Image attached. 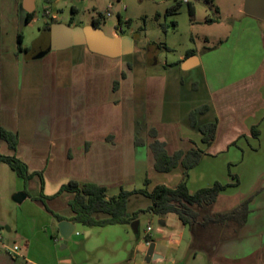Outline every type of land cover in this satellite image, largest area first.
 Here are the masks:
<instances>
[{
    "label": "crops",
    "instance_id": "0c3cea01",
    "mask_svg": "<svg viewBox=\"0 0 264 264\" xmlns=\"http://www.w3.org/2000/svg\"><path fill=\"white\" fill-rule=\"evenodd\" d=\"M36 1L0 0V131L17 135L15 150L0 136V155H15L32 174L24 180L0 162V264H83L66 256L73 245L64 242L59 221L40 196L53 213L73 222L68 206L72 195L65 191L56 195L69 181L104 186L105 198L118 195L122 188L151 191L159 183L175 187L182 168L157 171L154 141L163 142L168 154L202 151L188 171L191 193L216 181L227 184L207 213L229 212L249 198L243 224L227 220L203 229L194 226L202 232L208 262L264 264V31L258 25L264 20L247 15L251 18L235 23L214 49L179 55L178 65L184 71L200 69L207 93V100L188 110L183 119L166 101L171 91L165 75L136 77L121 56L96 54L85 45L75 46L79 49L74 57L63 52L73 46L31 55L22 25H32L36 19ZM51 9L44 37L51 19L66 23L57 8ZM76 11L73 6L72 12ZM29 14L33 16L26 23ZM116 34L114 30L112 35ZM198 113H210V119L202 120ZM212 121L214 139L205 144L198 125ZM34 173L41 174L42 182ZM25 186L34 192L27 194ZM19 191L26 196L12 208L8 196ZM134 195L142 194L130 195L127 207ZM73 223L76 232L78 223ZM155 235L157 239L147 236L135 250L144 257L148 241L158 256L150 262L132 255L130 264L165 261V247L179 237L172 234L167 242L161 230ZM58 238L63 241L60 248L55 244ZM15 243L21 250L9 255Z\"/></svg>",
    "mask_w": 264,
    "mask_h": 264
},
{
    "label": "rangeland",
    "instance_id": "374dc122",
    "mask_svg": "<svg viewBox=\"0 0 264 264\" xmlns=\"http://www.w3.org/2000/svg\"><path fill=\"white\" fill-rule=\"evenodd\" d=\"M187 1L194 8L193 17L185 0H37L36 19L32 25H22V31L30 54L37 55L41 52L42 43L39 40L47 27L45 19L51 17L50 14L45 15L46 8H57L62 17L60 20L80 26L98 18L100 28L108 36L113 34V22L117 23L120 19L119 30L133 38L132 52L121 58L127 59L136 77L165 75L171 91L166 101L175 107L177 116L185 119L188 110L207 100V93L200 69L184 71L178 65L179 55L188 50L214 49L232 32L235 23L238 25L240 21L251 18L242 11L245 0ZM73 6L77 9L74 13ZM210 18L215 22L207 21ZM258 22L264 31V22ZM78 49L73 46L63 52L72 53L74 57ZM125 69L128 68L125 66ZM199 116L202 120L210 119V113ZM25 189L29 195L34 192L26 186ZM8 199L10 202L9 196ZM9 204L12 208L18 206L14 202ZM150 204L151 200L142 195H134L128 204L127 215L139 208L143 210L136 215L139 234L133 232L130 224L105 227L78 224L76 232L66 240L73 245L65 252L66 256L81 260L83 264H130L132 255L137 260L144 258L135 247L148 240L147 236L157 239L155 234L161 230L167 242L172 241V234L179 237L177 243L172 241L165 247L166 259L162 264H210L201 243L202 232L181 224L175 214L161 216L144 211ZM206 211L202 209L200 212L203 214ZM160 220L165 221V225H161ZM148 226L152 231H147ZM55 244L60 248L63 241L58 238Z\"/></svg>",
    "mask_w": 264,
    "mask_h": 264
},
{
    "label": "trees",
    "instance_id": "16d2710c",
    "mask_svg": "<svg viewBox=\"0 0 264 264\" xmlns=\"http://www.w3.org/2000/svg\"><path fill=\"white\" fill-rule=\"evenodd\" d=\"M188 12L191 17L194 15V8L189 2ZM32 14H29L26 19V23L32 19ZM114 25V30L118 35H127L126 32L119 30L118 26L120 23ZM207 21L215 22V19L210 18ZM58 22L55 19H51L49 24ZM93 23L100 27L99 23L93 21ZM23 34L19 33L18 43H21ZM205 109V107L203 108ZM196 114V111L192 113V116ZM215 121L208 122L206 124L198 125V129L203 134V143L209 144L214 139L215 135ZM0 136L8 142L9 147L12 150L16 149L17 135L16 133L9 132L8 130L1 129ZM151 149L155 154L154 167L157 171L169 172L173 168L180 166L182 168V177L175 187H169L162 183L154 186L151 191L146 188H139L133 190H120L118 195L105 198L106 189L104 186L97 185L94 183H79L76 181H69L66 185L64 184L56 195L63 191L68 192L72 195L68 202L69 209L71 211L70 220L82 224L86 227L95 226H110L115 224H130L136 219V215L143 211L139 209L133 212L131 215H127V199L130 195L140 193L142 196L149 198L151 204L144 210L151 212L156 215H168L175 214L180 220L181 224L189 225L194 228L198 225L199 228H206L211 224H222L227 220H230L238 225H241L245 221L248 213V201L249 198L244 200L240 206H237L233 210L226 213H203L202 209H207L218 196L219 192L223 190L227 184H220V182H214L211 186L205 188H199L193 193L188 190L187 177L188 171L192 168L199 158L202 156L200 149H190L188 151L177 150L173 154H168L164 148L163 142L154 141L151 144ZM0 162H5L8 166L14 170L17 177L29 180L32 174H29L28 168L25 162L21 161L15 155H0ZM41 179L40 173H34ZM42 182V179H41ZM149 180L146 178L144 181L147 186ZM44 196L41 195L40 199L44 203L45 209L50 212L57 221L62 220L64 217L53 213L46 203L44 202Z\"/></svg>",
    "mask_w": 264,
    "mask_h": 264
},
{
    "label": "water",
    "instance_id": "95a60500",
    "mask_svg": "<svg viewBox=\"0 0 264 264\" xmlns=\"http://www.w3.org/2000/svg\"><path fill=\"white\" fill-rule=\"evenodd\" d=\"M242 10L246 15L264 20V0H245ZM28 11H30L28 9ZM133 38L127 35L108 36L99 26L94 23L86 25L69 26L63 22H55L48 27L45 49L40 53L43 56L48 51H55L71 46L85 45L89 51L116 58L129 55L132 52ZM23 191L14 192L10 199L14 203H20L25 198ZM59 234L64 242L74 232L75 224L70 221L60 220L57 224ZM130 227L135 234H139V221L133 220ZM154 243H149L144 254L146 261L155 259Z\"/></svg>",
    "mask_w": 264,
    "mask_h": 264
},
{
    "label": "built area",
    "instance_id": "2783aa9c",
    "mask_svg": "<svg viewBox=\"0 0 264 264\" xmlns=\"http://www.w3.org/2000/svg\"><path fill=\"white\" fill-rule=\"evenodd\" d=\"M186 2H188L187 0H185ZM44 13H45V15H51V9H49V8H46L45 10H44ZM151 230V227H147V231H150ZM2 239H3V234H2V232L0 231V242H2ZM56 241V240H55ZM147 245H149V242L147 241ZM19 250H21V246L19 245V244H13L12 245V247L8 250V254L9 255H12V256H14V255H16L18 252H19Z\"/></svg>",
    "mask_w": 264,
    "mask_h": 264
},
{
    "label": "flooded vegetation",
    "instance_id": "af4514ba",
    "mask_svg": "<svg viewBox=\"0 0 264 264\" xmlns=\"http://www.w3.org/2000/svg\"><path fill=\"white\" fill-rule=\"evenodd\" d=\"M46 38H47V37H44V36H43V37L40 38V40H39L40 43H42V44H41V52L45 49V46H46ZM41 52H40V53H41ZM40 53H39V54H40Z\"/></svg>",
    "mask_w": 264,
    "mask_h": 264
}]
</instances>
